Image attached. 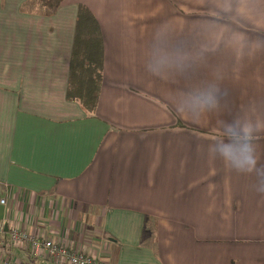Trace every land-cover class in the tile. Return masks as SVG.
<instances>
[{"label": "crops", "instance_id": "obj_1", "mask_svg": "<svg viewBox=\"0 0 264 264\" xmlns=\"http://www.w3.org/2000/svg\"><path fill=\"white\" fill-rule=\"evenodd\" d=\"M32 2L0 0L6 233L106 264H264V0ZM80 6L104 45L93 112L67 98ZM3 256L63 264L8 236Z\"/></svg>", "mask_w": 264, "mask_h": 264}, {"label": "trees", "instance_id": "obj_2", "mask_svg": "<svg viewBox=\"0 0 264 264\" xmlns=\"http://www.w3.org/2000/svg\"><path fill=\"white\" fill-rule=\"evenodd\" d=\"M64 1L41 0V5L47 14H51ZM77 25L67 98L79 101L87 112H93L99 100L102 84L103 38L96 18L85 6L79 8Z\"/></svg>", "mask_w": 264, "mask_h": 264}, {"label": "built area", "instance_id": "obj_3", "mask_svg": "<svg viewBox=\"0 0 264 264\" xmlns=\"http://www.w3.org/2000/svg\"><path fill=\"white\" fill-rule=\"evenodd\" d=\"M3 205H6V201L2 200ZM8 236L12 245L24 244L29 245V248L33 250L37 255L39 252H45L46 256L52 259L54 262H60L63 264H106L104 261L94 256H89L85 253L74 250L71 247H66L60 243L52 240L44 239L40 236L29 233L24 229L12 228L6 233L5 225H0V245H3ZM0 264H16L10 257H2Z\"/></svg>", "mask_w": 264, "mask_h": 264}, {"label": "rangeland", "instance_id": "obj_4", "mask_svg": "<svg viewBox=\"0 0 264 264\" xmlns=\"http://www.w3.org/2000/svg\"><path fill=\"white\" fill-rule=\"evenodd\" d=\"M36 9V8H42L41 0H33V2L30 5V9ZM1 259V258H0Z\"/></svg>", "mask_w": 264, "mask_h": 264}]
</instances>
